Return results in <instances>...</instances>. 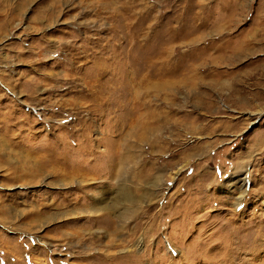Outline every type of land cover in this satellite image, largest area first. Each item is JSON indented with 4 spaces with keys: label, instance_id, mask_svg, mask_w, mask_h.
<instances>
[{
    "label": "rangeland",
    "instance_id": "374dc122",
    "mask_svg": "<svg viewBox=\"0 0 264 264\" xmlns=\"http://www.w3.org/2000/svg\"><path fill=\"white\" fill-rule=\"evenodd\" d=\"M0 264H264V0H0Z\"/></svg>",
    "mask_w": 264,
    "mask_h": 264
},
{
    "label": "bare ground",
    "instance_id": "6f19581e",
    "mask_svg": "<svg viewBox=\"0 0 264 264\" xmlns=\"http://www.w3.org/2000/svg\"><path fill=\"white\" fill-rule=\"evenodd\" d=\"M236 176H237V175H233V176H231V180H233V182L229 184V185L231 186V188L235 187L236 182H239V179H238V177H236ZM241 179H242V178H241ZM241 179H240V181H241Z\"/></svg>",
    "mask_w": 264,
    "mask_h": 264
}]
</instances>
